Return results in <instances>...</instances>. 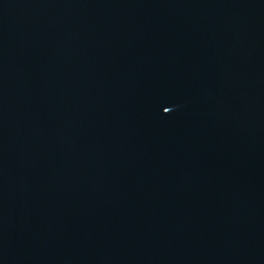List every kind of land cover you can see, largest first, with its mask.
<instances>
[{
	"label": "water",
	"instance_id": "95a60500",
	"mask_svg": "<svg viewBox=\"0 0 264 264\" xmlns=\"http://www.w3.org/2000/svg\"><path fill=\"white\" fill-rule=\"evenodd\" d=\"M0 264H264V0H0Z\"/></svg>",
	"mask_w": 264,
	"mask_h": 264
}]
</instances>
